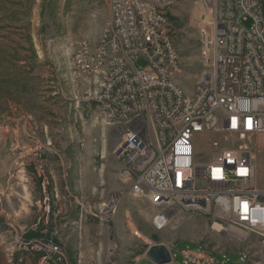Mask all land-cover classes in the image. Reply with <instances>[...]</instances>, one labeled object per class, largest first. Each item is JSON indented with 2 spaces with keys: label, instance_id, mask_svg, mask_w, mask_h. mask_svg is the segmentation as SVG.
Instances as JSON below:
<instances>
[{
  "label": "rangeland",
  "instance_id": "obj_1",
  "mask_svg": "<svg viewBox=\"0 0 264 264\" xmlns=\"http://www.w3.org/2000/svg\"><path fill=\"white\" fill-rule=\"evenodd\" d=\"M202 13L193 0H173L168 13L177 81L188 94L205 71ZM109 16L108 0H0V264H153L146 253L155 245L172 249L176 264L184 249L241 264L256 248L196 214L176 211L156 231L157 208L125 196L109 222L100 218L110 194L125 191L117 176L124 161L102 108L86 98L91 84L74 53L79 40L98 42ZM255 154L264 188V150Z\"/></svg>",
  "mask_w": 264,
  "mask_h": 264
},
{
  "label": "built area",
  "instance_id": "obj_2",
  "mask_svg": "<svg viewBox=\"0 0 264 264\" xmlns=\"http://www.w3.org/2000/svg\"><path fill=\"white\" fill-rule=\"evenodd\" d=\"M193 1L203 11L205 71L190 94L177 81L180 56L168 35L173 0H108L98 42L76 43V72L91 84L86 98L102 108L113 154L124 161L117 176L125 191L110 194L99 215L109 222L125 196L147 200L158 210L152 226L162 231L186 211L256 248L241 264H264V188L255 163L256 149L264 150V7L261 0ZM139 60L146 66L136 67ZM181 256L183 264L218 263L205 249Z\"/></svg>",
  "mask_w": 264,
  "mask_h": 264
},
{
  "label": "water",
  "instance_id": "obj_3",
  "mask_svg": "<svg viewBox=\"0 0 264 264\" xmlns=\"http://www.w3.org/2000/svg\"><path fill=\"white\" fill-rule=\"evenodd\" d=\"M120 154L121 150L117 155L120 156ZM146 258L153 264H170L172 261L170 251L165 245H155L149 248Z\"/></svg>",
  "mask_w": 264,
  "mask_h": 264
}]
</instances>
